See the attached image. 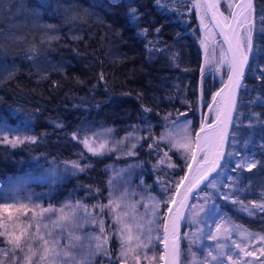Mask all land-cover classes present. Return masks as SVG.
<instances>
[{"label":"trees","instance_id":"obj_1","mask_svg":"<svg viewBox=\"0 0 264 264\" xmlns=\"http://www.w3.org/2000/svg\"><path fill=\"white\" fill-rule=\"evenodd\" d=\"M160 2L168 9L166 14L154 6L155 0H0V117L38 140L15 147L0 143V179L27 172L41 173V177L55 167L60 179L54 185L41 179L30 182L43 203L58 206L65 197H71L89 207L106 200V167L111 162L129 164L134 160L140 164L134 169L133 184L146 197H160L155 177L169 184L180 180L186 169L184 159L172 149V141H161L160 137L182 120L195 131L223 80L218 78L220 75L207 73L201 62L200 13L212 30L202 0ZM253 6L259 28L264 0H253ZM131 8H137V15L142 17L135 25L128 19ZM157 27L161 28L159 33ZM145 29L146 36L137 35ZM254 45L255 54L249 58L234 114V122L242 121L245 127L230 131H236L237 136L243 133L241 146L246 143L249 153H255L253 159L259 162L264 160V117L257 122L248 116L264 113V79L257 71V66L264 70V38L255 37ZM220 48L228 60L223 44ZM16 109H23L29 117L28 127L19 124L22 117L14 115ZM236 113L240 114L238 120ZM249 123L253 128L247 127ZM101 126L112 128L117 135L137 134L141 139L133 149L136 155L126 160L115 158L111 152L93 156L80 139L72 138L80 128ZM153 141L158 143L159 154L149 152L148 145ZM227 151L235 149L227 147ZM164 152L177 167H153ZM71 161L91 167L77 172L71 168ZM138 178L149 191L142 190ZM221 180L223 176L217 183ZM238 186L244 189L239 196L244 205L260 203L264 199V168L242 172ZM89 188H99L103 195H94ZM214 191L202 185L190 203L202 202ZM217 202L224 205L223 211L231 220V225L225 226L236 225L252 234L264 232V212L255 210L249 215L240 204ZM137 211L144 216L147 228L146 210L142 206ZM163 212L166 209L162 208L161 216ZM105 219L107 228L112 220ZM189 230L190 226L183 224L182 232ZM238 236L233 233V238ZM220 242L230 244V240ZM115 243L110 240L113 259L117 256L113 254ZM215 244L204 240L189 248L188 241L182 240L180 264H192L193 254L197 261L203 260L209 248L215 255ZM156 251H162V246L157 245ZM93 264H109V260L96 257ZM240 264L260 262L244 259Z\"/></svg>","mask_w":264,"mask_h":264},{"label":"snow or ice","instance_id":"obj_2","mask_svg":"<svg viewBox=\"0 0 264 264\" xmlns=\"http://www.w3.org/2000/svg\"><path fill=\"white\" fill-rule=\"evenodd\" d=\"M219 3L220 0H212L210 4L204 5V9L206 13L212 12V19L222 29L221 34L224 35V40L229 46L228 51L232 55L226 61L223 59L217 61L220 64L227 63L230 74L225 87L212 96L213 105L216 106L213 124L202 125L200 129L201 133L206 131L213 133L212 159H209L208 137L205 136L202 141L200 133H197L193 142L187 135V126H185L182 138L187 142L176 141L172 143V149L184 150V164L187 173L174 184H169L159 176L155 177L154 184L160 188L159 198L148 195L147 197L141 196L139 200L133 199L138 193L130 189L131 180L130 178L125 179V176L130 177L131 169L141 167L140 164L129 165L127 170L117 171L107 182L106 203H97L90 207L80 202L66 204L59 209L52 206L44 207L34 203V197L41 199L35 194L22 196L18 189L14 190V194L5 189L3 193H0V199L14 202L0 203V244L5 245V247H0V264H93L96 257L108 259L109 264H176L182 240L188 241L189 248L202 244L204 240L217 242L215 255L211 248L208 249L203 260L197 261L193 254L192 264H226V261L230 264H238V260L233 259V255L228 252L234 253L237 257L241 253L245 257L256 256L255 252L245 250L249 246L248 243L238 242L233 238V233H238L242 241H248L253 234L247 233L246 230L241 231L236 225L225 226L226 224L231 225V220L223 211L224 205L217 201H231L232 204H240V207L249 215L255 214V210L264 212V203L252 202L250 205H244L239 199V196L244 194V189L238 186L241 173L251 172L258 166L264 168V160L257 162L253 159L255 153H249L247 144L244 143L241 146L243 133L237 136L236 131H230V129L239 130L245 127L242 121L234 122V111L238 103L237 93L242 87L241 79L245 66L249 64L250 56L255 54L254 38L257 36L264 38V15L260 16V27L257 28L252 0H246V2L240 0L235 5L229 3L228 16L219 12ZM154 6L161 14H166L168 11L161 5L160 0H155ZM194 6L198 7V5ZM233 7L238 11L232 10ZM137 11V8H131L128 13L129 22L133 25L142 19L137 15ZM261 11L264 12V9ZM217 16L220 19H217ZM155 31L159 33L161 28L157 27ZM147 34L146 29L137 33L138 36ZM205 52L207 54V47ZM257 71L264 79V70L257 66ZM226 90L227 97L222 95ZM201 91L203 93V85ZM213 105H208L210 111ZM144 111L151 110L144 109ZM15 114L22 117L19 124L25 128L29 126L30 119L23 109L14 110ZM239 115L236 113V120L239 119ZM181 116L186 119L185 114L182 113ZM262 117L264 113H251L248 119L259 122ZM253 126L252 123L247 125L249 129ZM57 127L62 126L57 125ZM5 130L12 129L6 119L0 117V132ZM16 130L18 131L19 128ZM112 132V129H104L96 132L95 136L97 138L110 136ZM72 138L77 139V134L73 133ZM125 139L136 140V143H133L126 151L122 147L124 140H104L93 146L95 142H90V139L86 137L81 142L93 156H104L117 150L121 156H135L133 149L137 147L141 138L129 134ZM173 139L171 133L160 137L161 141L171 142ZM26 142L37 143L38 140L36 136H26L23 139L16 136L15 139L10 140L7 135H0V143L11 144L13 147ZM226 143L235 151H226ZM148 149L150 154L153 150L157 154L160 153L156 141L149 144ZM198 151L203 157L200 160L197 159ZM194 163L196 164L195 174L189 180L188 173L193 172ZM165 164L168 168L177 167L171 162L168 152H164L153 167L160 170ZM87 167L91 165L81 167L80 162L71 161V168L77 172L82 173ZM221 176L223 180L217 183ZM38 179L54 185L60 179V174L53 167ZM185 181L188 183L185 184ZM140 183L143 185V191H149L143 179ZM202 185L216 191L206 194L203 197V204H191L189 202L191 194L194 190L200 189ZM182 186L183 192L181 191ZM88 191L97 196L103 195L99 188L95 190L89 188ZM165 193H168L166 199L164 198ZM145 199L148 203H144ZM23 201H28V203ZM29 204L33 206L29 207ZM141 204L146 210L147 228L143 222L144 216L137 211ZM162 208L166 209V212H163L161 216ZM105 217L111 218L115 225L114 228L113 224H108L106 228ZM182 224L190 226V230L183 234L180 231ZM86 228H94L98 231H85ZM113 235L118 238L120 244L115 259L110 250V240ZM259 239L264 243V236H260ZM221 240H230V244L220 242ZM157 245L162 246V251H156ZM259 251L260 255L264 256V247ZM260 264H264V261H260Z\"/></svg>","mask_w":264,"mask_h":264},{"label":"rangeland","instance_id":"obj_3","mask_svg":"<svg viewBox=\"0 0 264 264\" xmlns=\"http://www.w3.org/2000/svg\"><path fill=\"white\" fill-rule=\"evenodd\" d=\"M235 1L236 0H220L219 6H220L221 10L227 16L229 15V10H228L229 3H232L234 5ZM198 20L200 22V27H201V38L198 40V42H199V47L201 48V56H202L201 62H202L203 68L207 70V73L214 74V76L220 75V77H218V78L220 79L222 77L221 79L223 80V83H221V85H219L220 87L215 92V93H217L221 89V87L223 86L229 69L227 67V63H223V64L217 63V61H219L221 59L225 60V58L223 56L222 49L220 48L222 46V43H221L216 31L214 30L213 27H212V30L209 29V27L205 21L206 19L204 18V16L202 17L201 13L198 16ZM209 23H210V21H209ZM210 25H211V23H210ZM214 35H216V36L214 37ZM206 47L208 49L207 54L205 52ZM223 77H224V79H223ZM211 100H212V98H211ZM211 100L209 101L208 105H213V101H211ZM208 105L204 108L203 118H202L201 124L203 121L209 122V121L213 120V118L216 115V112H215L216 106L213 105V109L210 111ZM7 124L10 126V128L12 130H10V131L5 130L3 132H0V135H7L10 140L15 139L16 136H19L20 138L25 137V136H31L30 134H27L26 130H22L21 128L15 126V125H12L10 123H7ZM187 125H188V121H186V120H182V121L176 122V123L171 125L170 133L174 137V139L172 140V143H175L176 141H180L182 143L187 142L186 140H184L182 138L183 137V129ZM17 128H19L18 131L16 130ZM104 129H112V128L105 127V126L94 127V128L83 127V128H80L78 130L77 138L82 141L84 138L87 137L90 139V142L91 141L95 142V143H93V146H96V144L101 143L104 140H115V141L124 140V144L122 147L125 151L128 148H130L133 143L136 142L135 139H125L126 137L129 136V134H132L133 137H136L137 134H133V133H129V132H126L125 134H122V135H117L114 132H112L110 136L97 138L95 136V133L100 132ZM194 132L195 131H192L190 129V127H187V135L193 140V142H194V139H193ZM177 150L180 153L181 157L184 159V150L183 149H177ZM111 153L117 159L122 157L123 159L126 160L127 156H121L119 150L113 151ZM189 158H190V156H189ZM135 164H136V162L134 160L131 161L129 164L127 163V161L125 162V164H119L118 162L109 163L106 167V183L120 169L127 170L129 168V165H135ZM134 169H135V167L131 169L130 177L126 175L125 179L130 178V180H131L130 189L135 190V192L138 193V195L135 196L133 199L139 200L140 197L144 196V195L140 191L138 192L137 189L135 188L136 185L133 184ZM40 175H42V174L41 173H34V172H31L29 174L27 172V173L12 174V175L5 176L4 178L0 179V193H3V191L5 189H7V190H10V192L12 194H14V190L18 189L22 196L35 194L36 196L41 197V199H36L34 197V203L40 204L44 207L52 206L56 209L64 207V205H66V204H75L76 202H78V200H74L71 197H65L58 206L52 205L49 202L43 203L42 196H40L34 192V190H33L34 184L30 183L33 179H38V177H40ZM140 180H141V178H138L139 182H140ZM107 189H108V183H107ZM107 195H108V192L106 193V197H107ZM144 197H146V196H144ZM2 202H14V201H11V200L5 201L3 199H0V203H2ZM23 202L28 203V201H23ZM104 203H106V200ZM144 203H148L147 199H145ZM203 203H204V200L202 202H198L195 204H203ZM260 203H264V199H262L260 201ZM32 206H33L32 204H29V207H32ZM142 206H143V204H141L139 207H142ZM66 211H67V209H66ZM110 224H113V222H110ZM114 227H115V225L113 224V228ZM240 230L244 231L243 228L242 229L240 228ZM86 231H90V230H86ZM97 231H98V229H97ZM77 234H80V233H77ZM260 236H264V232L254 233L251 237H249V240L247 242H251V244L249 247H247L245 249L246 251L255 252L256 253L255 257H245V256H243L242 253L240 254L239 257H237L232 252H228V254L230 253L231 255H233V259L238 260V264H240V262L244 259L248 260L251 263L253 261H257V262L264 261V256H261L260 251H259L260 248L264 247V243H262L259 239ZM112 239L115 240V242L117 243V244L115 243L113 246V249H115V253L113 252V254L118 255L119 248H120L119 240L117 237L114 238V235L112 236ZM236 239L238 242H242L240 236L236 237ZM0 247H5V245L0 244ZM225 261H226V258H225ZM226 264H230V262L226 261Z\"/></svg>","mask_w":264,"mask_h":264},{"label":"water","instance_id":"obj_4","mask_svg":"<svg viewBox=\"0 0 264 264\" xmlns=\"http://www.w3.org/2000/svg\"><path fill=\"white\" fill-rule=\"evenodd\" d=\"M202 2H203V5H206V4H210V3L212 2V0H202ZM239 2H240V0H236L235 3H234V5H235L236 3H239ZM245 2H246V0H245ZM252 3H253V0H252ZM232 10L238 11V9H236L235 7H233ZM221 11H222V10H221V8H220V6H219V12H221ZM206 14H207V16H208V18H209V21H210L212 27H213L214 30L216 31V33H217V35H218L220 41L222 42V44H223V46H224V48H225V51H226V54H227V58L230 59L232 53L228 51V47H229V46H228V44H227V43L225 42V40H224V35L221 34L222 29H221L220 27H218L217 24H216V22L212 19V12H211V11H208ZM217 19H220V17L217 16ZM225 31H226V30H225ZM229 35H231V33H229ZM247 67H248V65L245 66V71H244V75H243V77H242V79H241V84H242L243 79H244V77H245V74H246V71H247ZM229 74H230V70L228 71V74H227L226 80H225V82H224V84H223V86H222L221 88H224V87H225V84L228 82V76H229ZM239 90H240V89H239ZM238 94H239V91H238V93H237V98H238ZM227 95H228V92H227V90H226L225 93H223V96L227 97ZM234 114H235V111H234ZM212 124H213V120H211V121H209V122H205V121H203L202 124H201V125L196 129V131L194 132V137H193L194 141H195V137H196L197 133H200V135H201L200 129H201V126H202V125H212ZM213 127H215V125H213ZM230 130H231V129H230ZM193 146H194V144H193ZM227 147H228V144L226 143V144H225V150H226V151H227ZM212 151H213V149L211 148V150H210V152H209V159H210V160L212 159ZM202 158H203V157L200 155V152L198 151V152H197V159L200 160V159H202ZM195 169H196V164L194 163V164H193V172H192V173H188L189 180H191L192 177H193V175L195 174ZM186 173H187V168L185 169V171H184V173H183L182 176H184ZM187 183H188V182L185 181V184H187ZM197 190H198V189H197ZM197 190H194L193 193L191 194L190 201H191V199L193 198V195L197 192ZM174 191H175V190H174ZM181 191L183 192V186H182V188H181ZM190 201H189V202H190ZM182 228H183V224H182L181 229H180L181 232H182ZM176 264H180V251H179V257H178V259H177V261H176Z\"/></svg>","mask_w":264,"mask_h":264},{"label":"bare ground","instance_id":"obj_5","mask_svg":"<svg viewBox=\"0 0 264 264\" xmlns=\"http://www.w3.org/2000/svg\"><path fill=\"white\" fill-rule=\"evenodd\" d=\"M222 13H224L223 11H221ZM224 16H227L225 13H224ZM223 95V94H222ZM205 136H207L208 137V139H209V145H208V147H209V152H210V150H211V140H212V137H213V133L212 132H210V131H206V132H204V133H201V139H202V141H203V139H204V137ZM200 155H201V153H200ZM202 156V155H201ZM183 233V232H182Z\"/></svg>","mask_w":264,"mask_h":264}]
</instances>
